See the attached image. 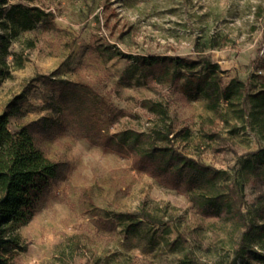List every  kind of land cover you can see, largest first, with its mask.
<instances>
[{"label":"rangeland","instance_id":"1","mask_svg":"<svg viewBox=\"0 0 264 264\" xmlns=\"http://www.w3.org/2000/svg\"><path fill=\"white\" fill-rule=\"evenodd\" d=\"M19 0L0 4V11ZM49 11L53 26L39 24L13 38L0 76V113L18 132L54 106L67 80L85 81L105 98L97 113L106 135L122 129L148 131L158 121L146 102H162L175 127L177 145L225 171L222 179L246 211L264 183L242 184L247 154L264 147L261 126L221 103L209 108L202 93L184 94L153 81L144 56H206L222 68L224 82L237 77L249 88L264 86V0H34ZM4 29L0 26V33ZM1 48V43H0ZM1 51V50H0ZM205 62L185 66L199 71ZM262 73H259V71ZM107 105L114 114L110 115ZM37 145L62 164L35 217L20 233L27 245L12 264H177L180 250L167 241L181 234L207 264H232L235 240L230 222L204 217L181 189L168 187L135 166L133 157L71 132L47 138L32 130ZM121 211L151 212L139 235L126 237L105 221Z\"/></svg>","mask_w":264,"mask_h":264},{"label":"trees","instance_id":"2","mask_svg":"<svg viewBox=\"0 0 264 264\" xmlns=\"http://www.w3.org/2000/svg\"><path fill=\"white\" fill-rule=\"evenodd\" d=\"M33 1L19 0L0 11V26L4 29L0 33V76L4 74L1 64H7L6 54L13 38L42 23L53 26L48 19L51 13ZM7 3L8 0H0L2 5ZM202 58L196 61L174 55L143 57L153 81L170 83L186 95L204 94L209 108L216 113H220L221 103L225 102L235 116L255 122L264 131V86L252 90L237 77L225 83L220 64L206 56ZM202 62L205 65L199 71L184 70L185 66L192 68ZM103 104L106 105L105 98L89 83L67 80L54 106L58 115L43 116L14 132L10 117L20 114L19 106L12 102L11 111L0 113V264H12L20 252L27 250L20 230L31 223L42 195L62 173V164L37 145L32 130L47 138L72 132L76 138L131 155L137 168L168 187L183 190L199 215L230 222L235 240L232 264H264V192L245 211L232 182L222 179L225 171L200 161L177 145L174 124L162 102L145 103L158 118L152 129L126 128L112 135L104 134L96 119ZM107 110L114 114L111 105H107ZM239 171L243 185L264 183V147L247 154ZM145 221L159 222L151 212L121 211L105 224L113 229L120 227L129 237L141 234ZM167 245L181 251L177 264H207L181 234L167 241Z\"/></svg>","mask_w":264,"mask_h":264},{"label":"built area","instance_id":"3","mask_svg":"<svg viewBox=\"0 0 264 264\" xmlns=\"http://www.w3.org/2000/svg\"><path fill=\"white\" fill-rule=\"evenodd\" d=\"M261 53L264 54V46H263V48H262ZM259 73H262V71L260 70Z\"/></svg>","mask_w":264,"mask_h":264}]
</instances>
